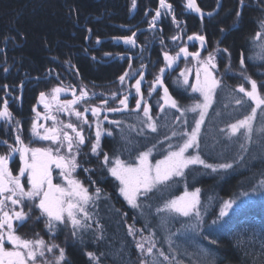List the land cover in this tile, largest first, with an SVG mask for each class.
<instances>
[{
    "label": "trees",
    "instance_id": "1",
    "mask_svg": "<svg viewBox=\"0 0 264 264\" xmlns=\"http://www.w3.org/2000/svg\"><path fill=\"white\" fill-rule=\"evenodd\" d=\"M167 2L172 4V11L181 22L180 28L173 23L171 15L164 14V9H160L162 14L156 28H151L159 0H136L135 10L132 0H0V108L7 99L14 120L20 122L19 134L24 141L28 139L33 109L41 92L49 95L53 88L64 87L67 89L65 97L73 99L72 91L79 94L86 87L95 95L83 103L103 105V100L107 99L106 107H120L119 99L124 94L129 95V111L107 112L108 120L122 123L119 127L108 121L104 124L105 129L112 131V136L101 137V155L91 153L90 141L94 140V134L88 130L85 134L88 139L78 157L81 167L76 176L94 197L88 209L91 219L86 221L90 227L74 237L70 227L60 226L53 236L46 227L45 217L33 207L29 219L16 229L22 238H43L49 245H59L65 250L63 264H95L88 258V252L99 258V264H141L145 258L151 261V257L142 255L136 247L138 242L148 247L149 237L156 243L154 255L158 256L160 249L169 255V261L159 257L162 264H175L177 260L183 264H264V188H258L264 180V147L253 143L243 153V160H238L241 154L238 145L220 131L248 112V103L235 104V99L243 95L236 89L241 84L250 89V84L240 75L242 72L255 79L264 94V36L260 41L255 40L257 32H264L260 26L264 21V0H244L243 8L240 0H196L207 15L203 19L186 9V0ZM133 33L136 46L125 44L123 38ZM193 34L205 36L202 51L198 41L188 40ZM176 35L182 39L173 41ZM181 45L190 52L201 51L202 58L209 52L216 55L221 87L216 89L215 102L201 131V154L208 163H232L233 167L212 172L194 166L198 170L188 169L186 179L175 187L162 194H150L151 199L141 197V209H133L119 194L118 181L108 172V166L103 165V153L110 159L119 156L130 160L129 152L124 150L127 137L134 142L133 154L158 144L151 158L154 162L163 158L169 141H159L164 140L165 133L170 135L173 117L179 113L168 108L160 113L162 89L157 87L151 96L148 89L160 68L165 67L163 53L175 55ZM181 62L166 70L163 79L169 93L184 107L191 105L198 95L185 91L178 83L183 79L179 76L183 69ZM142 64L146 67L141 68ZM125 72L132 78L126 77L125 84L121 85L119 77ZM141 73L144 100L151 105L158 125L169 126L158 127L157 133L145 128L143 134H139L143 126L137 117L142 119V112L131 111L138 98L132 85ZM114 92L117 93L115 100L111 99ZM259 123L258 113L257 126ZM129 125L134 127L129 128ZM15 135L14 123L8 125L0 121V140L13 144ZM171 142L175 143V139ZM6 153V145L0 144V155ZM19 167L15 157L11 162L13 174L18 173ZM185 185L189 192L200 189L204 215L198 233L183 231L181 221L186 220L183 217L171 219L162 227L160 218L166 214L156 213L164 200L182 195ZM96 189H100L98 199ZM228 199H235L239 207L213 225L221 201ZM129 226L137 230L134 237L129 235ZM177 231L181 234L175 235ZM213 240L215 243H211ZM169 243L175 252L169 249ZM56 254L58 249L54 250ZM54 255L49 256L51 260Z\"/></svg>",
    "mask_w": 264,
    "mask_h": 264
},
{
    "label": "snow or ice",
    "instance_id": "2",
    "mask_svg": "<svg viewBox=\"0 0 264 264\" xmlns=\"http://www.w3.org/2000/svg\"><path fill=\"white\" fill-rule=\"evenodd\" d=\"M240 6L243 8L244 0H240ZM187 10H191L203 19L205 13L197 5L196 0H186ZM136 8V0H132V9ZM164 9L165 15H171L173 23L180 28V21H177L172 9L171 3L167 0H159V9L155 11V15L151 21V28H156L157 20L161 17V10ZM209 16L212 13H208ZM241 13H236L239 18ZM261 29H264V21L261 22ZM90 31V30H89ZM223 31V30H222ZM264 36V32H257L255 40L260 41ZM120 39V38H117ZM182 37L176 35L172 37L173 41L180 40ZM189 41H198L201 51L204 49L206 38L204 35L193 34L188 36ZM123 42L127 45L136 46L135 33L132 36L124 37ZM163 42V41H161ZM99 43V41H97ZM264 47V45H262ZM201 51H189L188 47L181 45L179 51L175 55L168 52L163 53L165 67L160 68L159 74L151 81L148 89L149 96L157 91V87L163 91V104L159 107V112L164 113L165 108L175 110L179 113L174 116V124L171 128L170 135L165 133L164 141H169L162 159H157L154 163L151 159L154 151L158 148V144H153L146 150H141L133 154L134 142L125 137L124 150L129 152L130 160L120 159L116 156L110 159L107 153H103L102 163L107 167L108 172L118 181L119 194L124 197L128 205L133 209H141L140 198L151 199L153 193H160L172 189L182 180L186 179V171L194 166H201L204 169H211L217 172L220 169H231L232 163H222L214 165L208 163L201 154V131L205 124L209 109L215 102L216 89L221 87V79L218 78V65L216 63V55L209 52L204 58L201 57ZM217 51H220L218 48ZM227 52V49H223ZM107 55V54H106ZM181 55L187 61L189 57L195 61L192 68L187 65L180 71L179 76L182 80L178 83L184 87L185 91L190 90L192 93H198L193 103L182 107L177 99L170 93L168 87L164 85V73L180 60ZM241 67H244V60H240ZM131 67V65H129ZM146 67L141 65V68ZM8 71L7 68L4 69ZM195 76V82L190 83V77ZM243 79L250 84V89H246L241 84L236 91L243 94L235 99L237 106L248 103V112L242 118L230 123L227 128L220 129L224 132L225 137L237 144L240 153L238 160H243V153L249 150V147L256 143L264 147V94L261 93L257 81L243 72L240 74ZM126 77L130 80L132 77L129 72H125L119 77L121 85L126 82ZM144 81V75L141 73L139 78L135 80V92L137 100L135 108L131 111L136 113L142 112V119L137 117L139 123L143 126L139 134H143L144 129L150 130L152 133L158 132V127H169L167 124L158 125L157 118L151 113V105L144 100V94L141 91V84ZM5 87H7L5 85ZM67 89L64 87H55L52 89L50 97L44 92L40 93L39 102L43 105L44 113L36 111V116L31 125V140L25 143L19 134L21 125L19 121L14 120L13 114L8 108V100L4 99L2 108H0V121L6 124H15L16 135L13 144L7 140H0V144L6 145L7 153L0 155V264H63L66 259L65 250L57 244L49 245L43 238L25 239L16 231L18 226H22L28 219L35 207L39 209L40 215L45 217V224L49 233L55 236L60 226L70 227L71 234L76 237L81 230L90 227L86 223L91 219L89 215V205L93 202V195L89 193L88 187L83 181L77 178L76 172L81 167L78 157L81 154V148L86 143L84 126L89 131L94 129V140L90 141L91 153L95 156L101 155L100 144L103 135L112 136V131L103 127L104 121L121 125L120 120H108L103 112H125L129 111L128 99L129 95L124 94L119 99L121 107H106L108 100H103V106L86 105L81 111L76 105L87 101L94 93L90 94L87 88H82L80 93L72 91L71 100H60V94ZM103 95V94H101ZM117 93H111V99L115 100ZM250 102V103H249ZM142 103L144 107L142 108ZM95 118L93 122L88 119V113ZM56 113H64L69 116V121L64 122ZM258 113L260 123L257 126ZM189 114H191V123H189ZM75 117L79 123H74L71 117ZM43 120L45 123H41ZM52 121V126L47 125V121ZM179 125V129L175 127ZM134 125H129V128ZM175 139V143H172ZM33 141H48V146L35 147L32 146ZM19 154L21 166L18 174L14 175L9 163L13 156ZM59 170L57 176L60 182H54L56 177L53 175L55 170ZM88 171V169H84ZM27 185V187H26ZM258 188H264V180L260 181ZM100 189L95 190V198H99ZM249 195L248 193L244 194ZM211 199V198H210ZM27 205V211L25 206ZM235 207H239L235 199L222 200L219 207V213L212 224L216 225L222 221L224 217H228ZM157 215L165 213L160 218L161 226L165 227L171 219L177 217L186 218L181 221L184 232H199L203 224V215L200 189L196 188L189 192L185 185L182 195H176L173 198L164 200L162 207H157ZM141 215L143 212L141 211ZM39 218V217H37ZM16 222H19L18 224ZM132 226H129V235L135 236ZM142 231V230H139ZM180 235V231L174 233ZM155 233H153V236ZM149 246L145 247L144 243L138 242L136 247L142 255L151 257V261L147 258L141 261V264H162L159 257L163 261H169V255L160 249L158 256L154 255L156 243L151 237ZM207 239V237H205ZM215 243V241H211ZM10 245L11 247H8ZM58 249V254L54 255L50 261L47 258L48 253H53ZM169 249H172V243H169ZM87 256L95 264H99V258L92 252H88ZM175 264H183L182 261H175Z\"/></svg>",
    "mask_w": 264,
    "mask_h": 264
},
{
    "label": "rangeland",
    "instance_id": "3",
    "mask_svg": "<svg viewBox=\"0 0 264 264\" xmlns=\"http://www.w3.org/2000/svg\"><path fill=\"white\" fill-rule=\"evenodd\" d=\"M202 57V56H201ZM182 61V62H181ZM181 62V64L183 65V69L185 68V66L187 65L188 67H190V68H192L193 67V65L195 64V61L194 60H192V58L191 57H189V59L186 61L185 59H184V57L181 55V58H180V60L179 61H177V63L173 66V68L174 67H176L179 63ZM173 68H171V69H173ZM171 69H169V70H171ZM182 69V70H183ZM168 70V69H167ZM192 80V82L194 83L195 82V76H194V71H193V75L190 77V81ZM163 92V91H162ZM51 94V93H50ZM50 94H49V97H50ZM65 92H63V93H61L60 94V100L61 101H64V100H71L72 98L71 97H65ZM198 96H199V94L198 93H196ZM70 96V95H69ZM86 105H91V106H103V105H101V104H95V103H93V104H91V103H88V104H84L83 102H81V107L79 106V104L78 105H76V107H80L79 109L81 110V111H83V108H84V106H86ZM121 107V106H120ZM144 107V104L142 103V108ZM35 109H36V111H39V112H41L42 114L44 113V108H43V105L42 104H40V102H38V104H37V106L35 107ZM57 115H59V117H60V119L61 120H63L64 122H68L69 121V116L67 115V114H64V113H56ZM88 119H89V121L90 122H93L94 120H95V118L91 115V112H89L88 114ZM105 115H108L107 114V112H103L102 113V117L103 116H105ZM35 116H36V112L34 111V118H35ZM34 118H33V120H34ZM71 120H72V122H74V123H79L78 121H76V118L73 116V117H71ZM33 122V121H32ZM41 123H45L43 120H41ZM47 123V125L48 126H52V121L51 120H49V121H47L46 122ZM106 123V121H104V123H103V126H104V124ZM9 125V124H8ZM31 129V128H30ZM30 129L28 130L29 132H28V139L25 141V143L27 144V143H29V141L32 139L31 138V132H30ZM89 129L87 128V126L85 125L84 126V133L86 134V132L88 131ZM93 134H94V129L91 131ZM20 133H21V131H20ZM86 136V135H85ZM50 144V142H48V141H33V143H32V146H35V147H40V146H48ZM15 157H17L18 158V160H19V154H16V155H14L13 156V158H12V160L15 158ZM152 159V158H151ZM12 160L10 161V163H9V167L11 168V162H12ZM152 161H153V159H152ZM19 163H20V166H21V162H20V160H19ZM153 163H154V161H153ZM12 170V169H11ZM58 169L57 170H55L54 171V173H53V175L56 177V179L54 180V182H60V179H59V177L57 176V173H58ZM18 174V173H17ZM17 174H14V175H17ZM119 183V182H118ZM26 187H27V185H26ZM123 197V196H122ZM124 198V197H123ZM25 211H26V206H25ZM17 224L19 223V222H16ZM19 227V226H18ZM8 247H11L10 245H8ZM54 255V252L53 253H48L47 254V258L51 261V259H50V257L49 256H53Z\"/></svg>",
    "mask_w": 264,
    "mask_h": 264
},
{
    "label": "water",
    "instance_id": "4",
    "mask_svg": "<svg viewBox=\"0 0 264 264\" xmlns=\"http://www.w3.org/2000/svg\"><path fill=\"white\" fill-rule=\"evenodd\" d=\"M204 17H206V16L204 15Z\"/></svg>",
    "mask_w": 264,
    "mask_h": 264
}]
</instances>
